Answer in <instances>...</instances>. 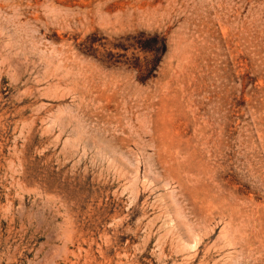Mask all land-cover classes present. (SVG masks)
<instances>
[{
  "label": "rangeland",
  "instance_id": "rangeland-1",
  "mask_svg": "<svg viewBox=\"0 0 264 264\" xmlns=\"http://www.w3.org/2000/svg\"><path fill=\"white\" fill-rule=\"evenodd\" d=\"M0 264H264V0H0Z\"/></svg>",
  "mask_w": 264,
  "mask_h": 264
}]
</instances>
